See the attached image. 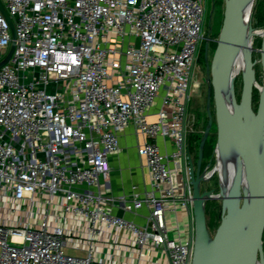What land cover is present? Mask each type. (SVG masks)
<instances>
[{"label": "built area", "instance_id": "1", "mask_svg": "<svg viewBox=\"0 0 264 264\" xmlns=\"http://www.w3.org/2000/svg\"><path fill=\"white\" fill-rule=\"evenodd\" d=\"M0 1V264H192L206 1ZM129 128L151 185L117 195Z\"/></svg>", "mask_w": 264, "mask_h": 264}, {"label": "water", "instance_id": "2", "mask_svg": "<svg viewBox=\"0 0 264 264\" xmlns=\"http://www.w3.org/2000/svg\"><path fill=\"white\" fill-rule=\"evenodd\" d=\"M255 1L226 0L225 20L208 66L210 120L202 139L201 155L215 121L219 136L215 153L220 189L218 193L215 189L201 191L200 178H195L192 171L195 223L192 264H264V71L260 88L256 84L259 60L254 58V51H259L264 70V26H253ZM256 37H263L262 46L250 48L248 43ZM15 45L14 42L0 68L9 61ZM242 50L245 66L241 70L243 89L239 99L236 81L240 72H236L235 65ZM205 53L208 56L209 40ZM255 89L260 92L257 110L254 108ZM212 94L215 116L211 110ZM210 199H219L223 203L222 221L214 234L207 216Z\"/></svg>", "mask_w": 264, "mask_h": 264}, {"label": "rangeland", "instance_id": "3", "mask_svg": "<svg viewBox=\"0 0 264 264\" xmlns=\"http://www.w3.org/2000/svg\"><path fill=\"white\" fill-rule=\"evenodd\" d=\"M206 1V9H207V16H206V23H205V31L204 34L205 40L207 42V39L213 40V39H218L221 33V29L223 26V22L225 20V12H226V0H205ZM263 37H256L254 38L255 46L254 48H260L262 46ZM254 58L258 59L259 62L261 63V54L259 51H254ZM200 63L203 64V53L200 54ZM239 60L237 58L236 60V65H235V70L238 69L239 67ZM263 66L262 63L258 69V80L263 81ZM239 77L238 80L236 81V88H237V94L238 98H241L242 94V89H243V81H242V71H239ZM208 75L206 74V71L204 69V64L203 67L197 72V78L196 82L201 83L200 88H196V91L194 92L193 99L190 102L189 105V132L192 131L193 138L194 136L196 137V133H201L203 134L205 132L206 126H207V103H208V83L207 79ZM259 102V101H258ZM256 106L258 107V103H256ZM211 110L213 111V103L211 104ZM215 116V115H214ZM210 137L209 138H215L216 139V144H217V138L218 132H217V126L212 127L211 132H210ZM131 140V149H130V154L134 156V159L130 163H124L122 166V173H120L124 176L128 174L132 169L130 167H137L141 163L140 156L138 154L137 150V138L136 136H130ZM140 140H142L140 138ZM222 201H210L207 204V214L208 218L210 219L211 217V211L215 210L216 215H214L215 224L211 228V232L214 234L218 225L220 224L221 220V215H222ZM263 246H264V235H263Z\"/></svg>", "mask_w": 264, "mask_h": 264}, {"label": "flooded vegetation", "instance_id": "4", "mask_svg": "<svg viewBox=\"0 0 264 264\" xmlns=\"http://www.w3.org/2000/svg\"><path fill=\"white\" fill-rule=\"evenodd\" d=\"M209 40V53L208 56H206L205 53V58L203 61L204 64V69L206 71V74L208 75V94H209V90H210V84L211 81L209 80V70H208V66L209 64H211L214 53H215V49L213 47H210V42L211 43H216V39ZM217 47V46H216ZM200 57V54H199ZM200 59L198 58V62L196 65L195 69V78H197V72L203 67V64L200 63ZM261 63L258 62L257 64V70L259 69ZM258 74V71H257ZM197 83V82H196ZM202 85L201 83H197V88H200ZM212 102H213V111L215 112V104H214V98H213V94H212ZM254 108L255 110H257L255 101H254ZM196 137L192 135V131H190L188 133L189 136H187V143H186V161H187V165H186V170L188 172L189 175V180L190 183L192 185L191 182V175H192V171H194V175L195 178H200L199 179V185L201 186V191H212L215 189V193L219 192V184H220V170L218 167V160H217V153H215V148L213 149V151H210V144H208V139L205 143V146L203 148V152L201 155V144H202V139L204 137V133H196ZM193 187V186H192ZM210 201H221L219 199H210L207 201V203Z\"/></svg>", "mask_w": 264, "mask_h": 264}, {"label": "crops", "instance_id": "5", "mask_svg": "<svg viewBox=\"0 0 264 264\" xmlns=\"http://www.w3.org/2000/svg\"><path fill=\"white\" fill-rule=\"evenodd\" d=\"M135 136L132 128H129L121 138V151L119 154L112 156L111 162L113 166L112 174V189L115 194H122L129 192L130 186L132 184H137L141 189L147 187L150 184L148 171L146 168L145 160L141 159L139 166L130 167L132 170L126 174L122 175V165L124 163H130L134 156L130 154L131 140L130 136ZM137 138V137H136ZM138 141V139H137ZM138 143V142H137ZM124 170V169H123ZM121 171V173H120Z\"/></svg>", "mask_w": 264, "mask_h": 264}, {"label": "trees", "instance_id": "6", "mask_svg": "<svg viewBox=\"0 0 264 264\" xmlns=\"http://www.w3.org/2000/svg\"><path fill=\"white\" fill-rule=\"evenodd\" d=\"M255 5H254V9H253V17H252V23H253V26L254 27H263L264 26V0H256L255 1ZM217 44L216 43H211L210 42V47H213V48H216ZM205 49H206V41L203 42L202 44V47L200 49V54L203 53V61H204V58H205ZM238 60H239V56H238ZM238 80V79H237ZM262 83V81H260ZM259 96H260V92L258 89H255L254 91V101L256 103H258L259 101ZM257 107V106H256ZM213 114L215 115V112L213 111ZM206 117L208 120L209 119V115H208V111L206 113ZM208 120H207V123H208ZM214 126H217L216 125V122L214 121ZM208 144H210V151H213V149L215 148V145H216V139L214 138H209L208 139ZM216 211L215 210H212L211 211V217L209 219V227L210 229L212 228V226L215 224V219H214V215H216ZM208 216V214H207Z\"/></svg>", "mask_w": 264, "mask_h": 264}, {"label": "bare ground", "instance_id": "7", "mask_svg": "<svg viewBox=\"0 0 264 264\" xmlns=\"http://www.w3.org/2000/svg\"><path fill=\"white\" fill-rule=\"evenodd\" d=\"M259 33H261L262 34V30H259L258 31ZM248 45H249V47L251 48V47H254L255 46V42H254V40H250V42L248 43ZM241 54H239V67H238V69H236V72H238L239 73V71H241L243 68H244V66H245V53L243 52V50L240 52ZM221 168V167H220ZM221 170H222V168H221Z\"/></svg>", "mask_w": 264, "mask_h": 264}]
</instances>
